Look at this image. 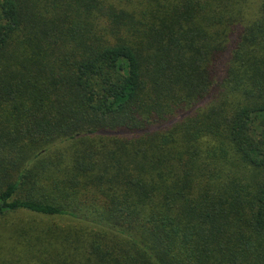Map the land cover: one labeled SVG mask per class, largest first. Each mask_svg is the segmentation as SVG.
I'll return each mask as SVG.
<instances>
[{"label":"trees","instance_id":"trees-1","mask_svg":"<svg viewBox=\"0 0 264 264\" xmlns=\"http://www.w3.org/2000/svg\"><path fill=\"white\" fill-rule=\"evenodd\" d=\"M0 264H264V0H0Z\"/></svg>","mask_w":264,"mask_h":264}]
</instances>
